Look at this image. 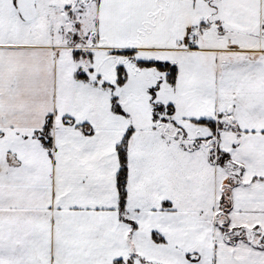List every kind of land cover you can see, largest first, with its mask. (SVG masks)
Masks as SVG:
<instances>
[{
    "label": "snow or ice",
    "instance_id": "6c2138e0",
    "mask_svg": "<svg viewBox=\"0 0 264 264\" xmlns=\"http://www.w3.org/2000/svg\"><path fill=\"white\" fill-rule=\"evenodd\" d=\"M0 264H264V0H0Z\"/></svg>",
    "mask_w": 264,
    "mask_h": 264
}]
</instances>
